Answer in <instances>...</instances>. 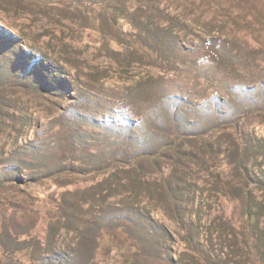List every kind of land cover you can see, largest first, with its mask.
Returning a JSON list of instances; mask_svg holds the SVG:
<instances>
[{"label":"rangeland","instance_id":"374dc122","mask_svg":"<svg viewBox=\"0 0 264 264\" xmlns=\"http://www.w3.org/2000/svg\"><path fill=\"white\" fill-rule=\"evenodd\" d=\"M0 264H264V0H0Z\"/></svg>","mask_w":264,"mask_h":264}]
</instances>
